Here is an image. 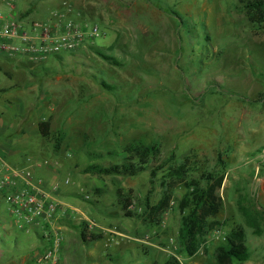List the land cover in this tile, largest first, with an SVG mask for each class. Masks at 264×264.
Here are the masks:
<instances>
[{"label": "rangeland", "instance_id": "1", "mask_svg": "<svg viewBox=\"0 0 264 264\" xmlns=\"http://www.w3.org/2000/svg\"><path fill=\"white\" fill-rule=\"evenodd\" d=\"M14 2L16 17L62 15L100 29L89 46L31 65L0 53V162L30 173L71 208L59 224L60 264H162L171 255L181 264H218L217 247L238 226L249 258L227 264H264V28L249 21L243 4ZM19 90L25 95L20 104H9ZM33 95L39 104L30 122L45 118L50 135L30 129L25 136L3 134L1 126ZM131 144L156 145L159 154L132 175L84 171L135 161L127 152ZM181 162L184 179L203 184L207 173L223 176L221 207L210 218L216 224L193 256L178 240V202L188 189L170 168ZM53 182L60 183L57 190ZM147 198L165 205L149 213ZM14 217L0 199V264H26L42 244L40 230L21 221L10 228Z\"/></svg>", "mask_w": 264, "mask_h": 264}, {"label": "built area", "instance_id": "2", "mask_svg": "<svg viewBox=\"0 0 264 264\" xmlns=\"http://www.w3.org/2000/svg\"><path fill=\"white\" fill-rule=\"evenodd\" d=\"M2 2L7 10L0 9V53L10 57L23 55L33 61H43L52 54L85 48L100 34L94 22L62 15L23 22L13 15L14 0ZM39 183L28 172L24 173L8 164L0 166V199L8 204L16 225L21 221L40 230L42 244L26 264H60L63 235L59 224L62 217L69 216L71 208L65 207ZM64 183L68 184L69 179H65ZM51 187L57 190L60 183L53 182ZM85 197L89 198V195Z\"/></svg>", "mask_w": 264, "mask_h": 264}, {"label": "trees", "instance_id": "3", "mask_svg": "<svg viewBox=\"0 0 264 264\" xmlns=\"http://www.w3.org/2000/svg\"><path fill=\"white\" fill-rule=\"evenodd\" d=\"M247 9L250 17L249 21L259 28H264V0H239ZM49 121L43 120L39 123V131L43 136H49ZM59 148V142L54 143V149ZM129 158L136 157L135 161H126L121 164H112L101 166L92 164L85 168L86 172L103 173L107 175H132L146 168L149 158L159 154V148L156 145H137L131 144L127 147ZM171 175H177L178 178L185 181L188 191L178 202V207L182 212L178 230V240L182 251L188 256L195 255L201 245L206 240L208 231L216 224L214 217L221 207V196L219 188L221 187L223 176H215L213 173H207L205 182L202 184L198 179H184L187 171L185 163L181 162L176 167L170 168ZM165 203L152 205L149 199H146V208L149 213H156L161 210ZM83 233H85L82 230ZM83 235V240H84ZM32 255L34 254L31 251ZM249 258V253L244 241V231L241 226L234 228L226 237L225 242L217 247L215 259L218 264H227L232 260L245 261ZM162 264H181L174 255L169 256Z\"/></svg>", "mask_w": 264, "mask_h": 264}, {"label": "crops", "instance_id": "4", "mask_svg": "<svg viewBox=\"0 0 264 264\" xmlns=\"http://www.w3.org/2000/svg\"><path fill=\"white\" fill-rule=\"evenodd\" d=\"M18 17H20V14H18ZM21 20L24 22V21H29V20H32L31 18H21ZM3 55H5L8 59L14 61L15 63H20V59H18L20 56L21 57H25V59L28 61L29 65L33 64V63H37L38 61H33L31 59H29L28 57L26 56H23V55H15V56H8L6 55L5 53H1ZM44 61V60H43ZM31 62V63H30ZM41 62V61H39ZM4 73L8 76V77H12V73L10 72V70H4ZM19 86V85H18ZM2 90H5V88H2ZM25 95H23L22 92H20V90L17 92V94H14L13 96L7 98V101L9 102V104L11 102H14V101H19V104H20V97H24ZM28 97V95H27ZM38 99V98H37ZM36 99V96H30V100H28V102L24 105H18V109L19 111L18 112H13V114L10 115L9 117V121L7 124L1 126V129H3V134H6V135H9L11 136L12 133H15V132H18L19 134H23V136L26 135V132L28 129L31 130L32 133L34 132H38L39 131V123L44 120V119H41L40 121H35V122H30V113L32 112V110H34L35 106L37 104H39L38 101ZM9 108H11L12 106L9 105L8 106ZM29 123V125H28ZM12 131V133H11ZM40 132V131H39ZM20 140V139H19ZM3 147V144L0 143V150L2 149ZM2 164H6L5 162H0V166ZM67 219V217H62L61 219ZM6 221V220H5ZM7 222V221H6ZM16 225V222L14 220V218L12 219V222L11 224L9 225V227L11 228L12 226H15ZM61 231H62V234H63V229L62 227L64 226H59ZM37 231L36 228H34ZM39 234V233H38ZM37 248H35V250H33V253L36 251Z\"/></svg>", "mask_w": 264, "mask_h": 264}]
</instances>
